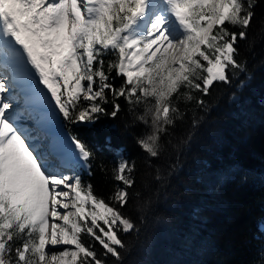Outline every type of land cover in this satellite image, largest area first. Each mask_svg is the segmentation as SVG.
Masks as SVG:
<instances>
[{
	"label": "snow or ice",
	"instance_id": "6c2138e0",
	"mask_svg": "<svg viewBox=\"0 0 264 264\" xmlns=\"http://www.w3.org/2000/svg\"><path fill=\"white\" fill-rule=\"evenodd\" d=\"M258 3L0 0V264H123L119 233L141 231L125 214L141 196L135 161L118 156L111 192L97 196L82 181L93 152L68 125L115 119L121 100L144 105L136 144L157 164L180 102L205 111L213 86L245 71Z\"/></svg>",
	"mask_w": 264,
	"mask_h": 264
},
{
	"label": "trees",
	"instance_id": "16d2710c",
	"mask_svg": "<svg viewBox=\"0 0 264 264\" xmlns=\"http://www.w3.org/2000/svg\"><path fill=\"white\" fill-rule=\"evenodd\" d=\"M255 12L237 57L245 71L230 85H214L205 111L180 102L185 115L162 139L157 164L149 166L136 144L144 105L129 111L121 100L115 119L68 125L93 152V175L82 173V181L97 196L107 199L111 192L118 156L135 161L134 191L141 196L125 214L141 231L119 233L123 264H264V0ZM147 200L150 210L143 207Z\"/></svg>",
	"mask_w": 264,
	"mask_h": 264
},
{
	"label": "rangeland",
	"instance_id": "374dc122",
	"mask_svg": "<svg viewBox=\"0 0 264 264\" xmlns=\"http://www.w3.org/2000/svg\"><path fill=\"white\" fill-rule=\"evenodd\" d=\"M60 250V248H57V249H53V251H59Z\"/></svg>",
	"mask_w": 264,
	"mask_h": 264
}]
</instances>
